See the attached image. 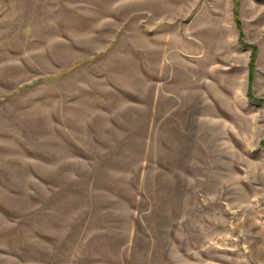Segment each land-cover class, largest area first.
Returning a JSON list of instances; mask_svg holds the SVG:
<instances>
[{
  "label": "rangeland",
  "instance_id": "374dc122",
  "mask_svg": "<svg viewBox=\"0 0 264 264\" xmlns=\"http://www.w3.org/2000/svg\"><path fill=\"white\" fill-rule=\"evenodd\" d=\"M0 0V264H264V0Z\"/></svg>",
  "mask_w": 264,
  "mask_h": 264
},
{
  "label": "trees",
  "instance_id": "16d2710c",
  "mask_svg": "<svg viewBox=\"0 0 264 264\" xmlns=\"http://www.w3.org/2000/svg\"><path fill=\"white\" fill-rule=\"evenodd\" d=\"M232 1L234 4L233 19H234V23H235V26L238 32V38H237L238 44L244 50L250 51V62L248 65V70H249V78L251 79V77L253 76V72H254V64L257 58L258 50L255 46H251V45L244 43V35L242 32L241 22H240L239 15H238L239 0H232ZM246 96L251 103L259 105V106L260 105L264 106V101L256 100L253 98V96L251 95L250 89H248Z\"/></svg>",
  "mask_w": 264,
  "mask_h": 264
}]
</instances>
